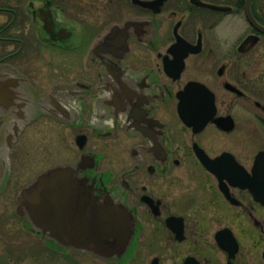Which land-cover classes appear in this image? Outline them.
<instances>
[{
    "label": "flooded vegetation",
    "instance_id": "obj_1",
    "mask_svg": "<svg viewBox=\"0 0 264 264\" xmlns=\"http://www.w3.org/2000/svg\"><path fill=\"white\" fill-rule=\"evenodd\" d=\"M35 127L59 148L70 136L77 157L57 165L131 213L120 258L25 216L18 232L2 147L13 140L9 161ZM261 151L264 0H0V264H264V206L234 185Z\"/></svg>",
    "mask_w": 264,
    "mask_h": 264
},
{
    "label": "water",
    "instance_id": "obj_2",
    "mask_svg": "<svg viewBox=\"0 0 264 264\" xmlns=\"http://www.w3.org/2000/svg\"><path fill=\"white\" fill-rule=\"evenodd\" d=\"M210 102L213 98L210 94ZM213 106H211V110ZM13 140H6L2 147L3 166L7 164V153ZM207 169L216 176L212 161L199 156ZM218 160V159H217ZM216 160V161H217ZM81 162V161H80ZM77 164V167L80 165ZM91 162L93 159L91 158ZM90 160L88 163L91 168ZM264 151L257 154L251 175L237 165L238 174L234 185L247 189L264 206ZM76 168L63 165L39 174L32 183L21 189L16 198V212L26 215L29 223L41 236H49L57 242L90 252L104 259L120 258L129 246L133 236V217L121 204L106 197L98 201L84 181L76 177ZM230 199L228 190L220 188ZM222 237L219 245L225 250L236 247L228 229L216 234ZM64 244V243H62Z\"/></svg>",
    "mask_w": 264,
    "mask_h": 264
},
{
    "label": "rangeland",
    "instance_id": "obj_3",
    "mask_svg": "<svg viewBox=\"0 0 264 264\" xmlns=\"http://www.w3.org/2000/svg\"><path fill=\"white\" fill-rule=\"evenodd\" d=\"M32 129L33 128L29 129V132L32 134L31 138H27V135H25L19 139L9 155L8 168L11 167L10 171L12 176L10 186L13 188L16 186L17 189H20L30 184L41 172L57 164L72 162L77 157V151L73 143L70 142V136H66L65 146L59 148L56 142L53 144L44 142L41 129L37 130L35 127L34 130L31 131ZM245 219L246 218L242 217V221L238 222V224L240 228L248 230V225L251 226L252 223L251 221H245ZM16 222L17 230L22 234V218L17 217ZM224 222L225 225H228V223L232 224V227L235 230L237 229L238 234H240L239 228H236L238 227L237 223L229 220ZM19 233H17L18 246L27 245L26 239L21 238ZM241 234L245 233L242 232Z\"/></svg>",
    "mask_w": 264,
    "mask_h": 264
},
{
    "label": "bare ground",
    "instance_id": "obj_4",
    "mask_svg": "<svg viewBox=\"0 0 264 264\" xmlns=\"http://www.w3.org/2000/svg\"><path fill=\"white\" fill-rule=\"evenodd\" d=\"M259 204H261V203H259ZM262 205V204H261ZM263 206V205H262Z\"/></svg>",
    "mask_w": 264,
    "mask_h": 264
}]
</instances>
